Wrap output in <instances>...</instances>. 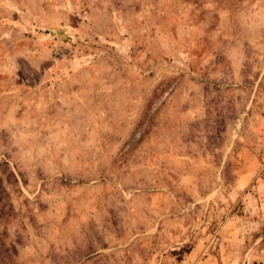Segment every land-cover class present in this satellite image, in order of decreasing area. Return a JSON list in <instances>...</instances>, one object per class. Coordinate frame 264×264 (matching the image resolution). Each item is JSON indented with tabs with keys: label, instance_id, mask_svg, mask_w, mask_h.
Returning a JSON list of instances; mask_svg holds the SVG:
<instances>
[{
	"label": "rangeland",
	"instance_id": "374dc122",
	"mask_svg": "<svg viewBox=\"0 0 264 264\" xmlns=\"http://www.w3.org/2000/svg\"><path fill=\"white\" fill-rule=\"evenodd\" d=\"M0 188L14 264H264V0H0Z\"/></svg>",
	"mask_w": 264,
	"mask_h": 264
},
{
	"label": "trees",
	"instance_id": "16d2710c",
	"mask_svg": "<svg viewBox=\"0 0 264 264\" xmlns=\"http://www.w3.org/2000/svg\"><path fill=\"white\" fill-rule=\"evenodd\" d=\"M156 87L153 91V94L149 100V103L153 100V98L157 95ZM230 103V102H229ZM209 105L213 106L217 111H221V100L220 99H211L209 101ZM225 116H221V123H224ZM4 188H0V219L4 215V207L7 201L4 199ZM3 199V200H2ZM257 237L264 243V225H261L259 232L257 233ZM16 252L15 245L13 243L7 242L5 238V234L0 232V264H14V254Z\"/></svg>",
	"mask_w": 264,
	"mask_h": 264
}]
</instances>
